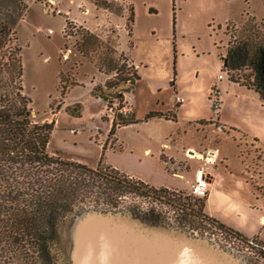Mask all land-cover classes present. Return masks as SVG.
<instances>
[{"label": "rangeland", "instance_id": "1", "mask_svg": "<svg viewBox=\"0 0 264 264\" xmlns=\"http://www.w3.org/2000/svg\"><path fill=\"white\" fill-rule=\"evenodd\" d=\"M93 1L96 3L99 0ZM106 2L111 4L112 10L123 9L128 15L129 8L131 6L134 8L133 4L126 1ZM135 2L140 20L133 39L136 43L134 57L137 65L135 71L140 79L134 85L130 80H123L122 78L131 76L132 71L129 69L124 71L120 78L106 73L101 76L102 79H98V74L92 73L94 76H91L90 80L94 82L92 84L94 90L91 91L90 85L75 87L65 103L61 101L63 98L59 97L61 86L58 77L60 64L66 61L65 50L60 53L63 47L62 31L65 26L62 15L46 14L39 4V7L32 8V13L26 18L27 9L24 8V1L0 0V21L4 24L8 19H17L14 24L9 23L13 30L5 36L12 39L18 36L23 48L25 66L23 94L32 99L30 106L33 109V117L38 121L55 123L56 129L52 134L49 151L54 153L56 150H62L65 156H71L92 166L103 157V162L107 164H112L145 181L157 183L165 179H177L165 170L164 161L157 153L156 148L163 141L161 135L173 131L175 141L172 138L169 141L172 146L180 143L189 144L205 136L211 137L212 144L216 147L220 145L229 160L223 164L219 162L213 167L218 176L213 182L215 193L208 211L211 215L225 217L229 221L252 224L255 215L264 213V198L258 194L249 175L246 176L245 168L251 162L250 167L253 166L251 175L257 182L262 177L260 173L263 170L261 162L256 159L258 153L253 146V139L259 140L258 147L264 151V102L255 91L230 80L227 72L222 71L221 58L230 38L227 32L231 29L224 23L233 20L235 22H230V26L238 22L240 23L237 25L244 26L254 21L260 24V27H264V0H135ZM151 5L157 9L156 13L149 11ZM252 15H255V18ZM249 16L252 19L248 18ZM219 24H222L221 28ZM72 30L74 31H70L72 34L67 37V42L69 48L73 46L77 49L75 43L81 36L75 35V28ZM116 32L114 26H106L95 31L103 38L113 39L117 43ZM19 42L13 40L12 45ZM218 45H221L220 48ZM105 51L106 46L101 49L102 53ZM125 57L129 59L126 55ZM123 62L131 67L130 60H120V65ZM70 64L75 66L72 62ZM73 71V68L64 71L68 83L75 81L74 79L78 81L79 77H76ZM221 73L223 75L219 77ZM115 74L113 72V75ZM233 74L235 77H244L248 73L241 70ZM82 77V80L79 79L83 83H90L88 76ZM106 82L110 83L109 86ZM120 95L129 97V105L134 108V115L133 112L122 116L118 113L115 132L110 134L112 121L106 107ZM179 98H184L185 101L178 104ZM49 102L51 107H48ZM153 113L170 118L176 116L178 122L167 125L165 122L154 121L155 119H143L149 118ZM201 117L211 119L215 126L213 124L205 126L204 124L209 123L208 120L192 122ZM133 119H136L138 124L131 125L129 122ZM216 120L219 121L215 122ZM219 122L224 124L222 129L215 128ZM152 130L159 135L157 133L152 135ZM147 147L154 148L151 155L144 152ZM188 148L184 150L186 157L181 161L163 155L168 162L167 165L189 168L190 164H193L195 173L200 168L205 169L207 164L203 160L188 156ZM252 158L255 164L251 161ZM261 183L263 180L258 183L259 187L263 188L264 184ZM170 189L175 193L172 197L180 199L182 207L183 203L187 208L190 207L188 211L181 209V206L166 203L165 196L164 200L158 201L150 196L136 197L131 194L121 198L122 205L119 211L126 207H138L147 211V216L148 214L153 216L151 212H156L161 218L154 217L151 220H160L164 226L166 222L186 234L207 238L216 246L243 259L247 264H264L261 240L258 238V242H252L250 238L249 241L240 240L219 226L211 224L204 218V215H208L206 199L194 197L189 187ZM201 206H203L201 217L195 216L194 211H198ZM92 208L79 206L76 210L86 215L94 213ZM191 208L193 211H190ZM73 221L74 217L70 216L61 225L66 247L65 264H71L67 231ZM260 228L264 234V225Z\"/></svg>", "mask_w": 264, "mask_h": 264}, {"label": "trees", "instance_id": "2", "mask_svg": "<svg viewBox=\"0 0 264 264\" xmlns=\"http://www.w3.org/2000/svg\"><path fill=\"white\" fill-rule=\"evenodd\" d=\"M99 1L97 5L117 14L126 12L123 9L112 10L106 0ZM128 12L127 29L131 36L135 15L133 6ZM16 21L14 18L4 24L0 21V264H65L66 247L61 225L79 206L121 208V198L131 194L136 197L150 196L158 201L164 200L165 196L166 203L182 207L180 199L172 197L175 193L170 188H158L103 162V157L92 166L65 156L62 150L54 153L49 151L55 123L34 119L30 106L32 99L23 94L25 66L19 37L12 39L5 36L13 30L9 23L14 24ZM218 26L222 27L221 24ZM226 26L231 29L227 32L230 38L225 45L226 60L221 58L224 61L222 71L227 72L231 81L255 91L264 102V27L254 21L244 26L236 23L230 26L229 22ZM72 28L82 35L81 39L76 40V46L85 55H89L96 47L102 49L106 46V51L101 53L97 61L100 69L108 75L120 78L129 69L132 71L131 76L123 80H130L134 85L140 79L134 63H130L131 67L126 62L120 65V60L129 59L124 52L118 51L113 39H104L98 33L79 27L73 20L65 24L66 37L70 31H74ZM13 40L19 44L12 45ZM241 70L248 74L235 77L233 73ZM113 72L116 74L113 75ZM58 77L60 94L66 96L76 81L68 84L69 80L61 70ZM109 84L106 82L107 86ZM115 125L112 124L110 134L115 132ZM253 142L258 153L256 159L261 162L262 177L257 182L251 175V162L245 168L248 172L246 176L249 175L258 194L264 198V187L258 185L262 180L261 185L264 184V151L258 147L257 138ZM251 161L255 164L253 158ZM185 207L183 203L181 209L188 211L190 208ZM202 207L194 211L195 216L201 217ZM204 218L235 238L258 242L257 237L249 239L209 214L204 215ZM260 244L264 257V242Z\"/></svg>", "mask_w": 264, "mask_h": 264}, {"label": "water", "instance_id": "3", "mask_svg": "<svg viewBox=\"0 0 264 264\" xmlns=\"http://www.w3.org/2000/svg\"><path fill=\"white\" fill-rule=\"evenodd\" d=\"M92 210L71 215V264H247L207 238L151 220L161 218L156 212L147 216L138 207Z\"/></svg>", "mask_w": 264, "mask_h": 264}, {"label": "crops", "instance_id": "4", "mask_svg": "<svg viewBox=\"0 0 264 264\" xmlns=\"http://www.w3.org/2000/svg\"><path fill=\"white\" fill-rule=\"evenodd\" d=\"M127 2L133 4L134 8H135L133 32H132L131 36H130L128 29H127V21H128L127 12H125L122 15L117 14L111 10H108L105 7L98 6L92 0H64L62 6H63V9L65 11H69V17L71 19H74L76 22H78L77 24L82 25L83 27L89 29L92 32H95L97 30H101L103 27H106V26H114L117 30V32H116V37H117L116 46H117L118 51L124 52V54L129 58L130 62H132V63H134V65H136L135 57H134V50H135L136 43L134 42L133 39H134L135 32L137 31L136 30L137 23L140 20V13L138 12V7H137L135 0H127ZM35 6L39 7L40 5L37 2H32L30 4V6L27 8L26 18L32 13V8ZM81 6H85L87 10L86 9H85L86 11L83 10V8H81ZM149 11L151 13H153V12L156 13L157 9L151 5L149 8ZM75 13H77V14H75ZM59 16H61V15H59ZM62 17H63L62 21H63V25H64L65 21H66V16L62 15ZM229 22H235V21L229 20ZM229 22L226 21L224 23V25H227V23H229ZM239 23L240 22H238L237 24H239ZM63 43H64V38H63ZM76 50L77 49L73 48L72 52L73 53L75 52V54L73 56L70 55L72 58L71 62H73V64L75 65V71L78 68L77 65H80V61H82L84 59L82 54ZM76 62H77V64H76ZM86 62L87 61L85 60L84 63L86 64ZM140 69L141 68L139 66L138 70H140ZM93 72L98 74V79H102L101 76L106 74L105 72H98V69L93 70ZM92 84H94V82H90L89 84L84 83L83 85L74 86L68 92V94L64 100L65 103H67L68 96L70 95V93L73 91V89L75 87L90 85L89 87H91V89H92L91 91H93L94 85H92ZM96 98H97V96H96ZM183 101H185L184 98L182 100H181V98H179L178 104H182ZM75 103H78V102H75ZM132 112L134 115V108L133 107H132ZM150 117L149 118H143V119L144 120L155 119L154 121L158 120V122H165V124L167 123V125L178 122L176 120L177 118L175 119L176 116L174 118H170L167 116L163 117L162 114L153 113ZM201 119L202 120H208L206 118L201 117V118H198V119L196 118V119L192 120V122L198 123V121ZM159 120H162V121H159ZM208 121H209L208 124H204V123L203 124L205 126H208V127L212 124L215 126V123H211V121H212L211 119H209ZM218 121L219 120H216L215 122H218ZM135 123H136V119H133V122H131L130 124L134 125ZM136 124H138V123H136ZM158 124H162V123H158ZM223 125H224L223 123L219 122V124L215 128H221L222 129ZM151 133H152V135H155L157 132L155 130H152ZM161 136L163 137V141H162L161 145L157 146V148H156L157 153H159L160 158L162 159V161H164L165 170H167L169 174L175 176L177 179H174V178L169 179V180L165 179L164 181H161V182H157V183L150 182V183L155 185L156 187L165 186L168 188L186 189L189 187L190 180H192L194 178L195 170H194L193 164H190L189 168H182L180 165L177 168L172 167V166H168L167 165L168 162L166 161V159L163 158V155H168V156L174 157L176 160L181 161V160H184L186 157L184 154V150L187 147H189L187 150H194V151L197 150L198 152L199 151L200 152H202V151L206 152L209 150L218 151V158H217L216 162L208 164V167H207V171L210 173L209 193L206 196V211H207V213L210 215V217L217 219L220 223L226 225L227 227H230L236 231H239L244 236H246L248 238L257 237L259 240L264 242V234L262 233V230L260 228L262 225H264V213H262L261 215H257V216L255 215L253 218V223L250 224V223H244V222H240V221H238V222L233 221V220L229 221L225 217H218L215 215H211V213L208 211V206L210 205L213 194L215 193V186H214L213 182H215V180L218 176V172L214 171L213 167H216L219 162L221 164H223V163L228 162V160H229L228 157L226 156V154L222 152L221 146L218 145L216 147V145H213L211 142L212 138L208 137V136L207 137L205 136V138H202V139H197L195 142H191L189 144L180 143L179 145L172 146V144L169 141L171 138L173 141H175L173 139V137L175 136L173 131H167V132H165L164 135H161ZM153 149L154 148H152V147H147V148H145L144 152L148 155H151L153 153L152 152Z\"/></svg>", "mask_w": 264, "mask_h": 264}, {"label": "built area", "instance_id": "5", "mask_svg": "<svg viewBox=\"0 0 264 264\" xmlns=\"http://www.w3.org/2000/svg\"><path fill=\"white\" fill-rule=\"evenodd\" d=\"M22 1L25 2L23 3L25 9H27L32 2H37L38 4L42 6V9L46 14L65 15L66 16L65 24L68 20L75 21L74 19H71L69 17V11H65L63 9L62 5H63L64 0H22ZM113 1H126L127 2V0H113ZM81 8H83V10L86 9L85 6H81ZM68 53L69 52H67V54ZM65 57H67V55ZM219 77H222V75H220ZM129 104H130L129 100L126 97V95L124 96L120 95L118 97H115L112 101H110L107 104L106 110L108 112L109 117L111 118L112 124L115 123L116 116L118 113H119V116H122L123 114H128L129 112H132V107ZM187 154L189 157L198 158L200 160H203L207 164L205 169L204 167L200 168L198 172L195 173L193 180H191L189 183V189L191 190L192 195L197 196V197H205L209 193V181H210V173L207 171V167H208V164L216 162L218 158V151L209 150L206 152H203V151L197 152L194 150L192 151L187 150Z\"/></svg>", "mask_w": 264, "mask_h": 264}, {"label": "flooded vegetation", "instance_id": "6", "mask_svg": "<svg viewBox=\"0 0 264 264\" xmlns=\"http://www.w3.org/2000/svg\"><path fill=\"white\" fill-rule=\"evenodd\" d=\"M246 14H248L247 12H246ZM244 15V14H243ZM253 16V18H255V15H252ZM248 18H250V19H252L251 18V16H249ZM64 29H65V26H64V28H63V31H62V33H63V38H64V43H63V47L61 48V50H60V53L61 52H63L64 50H65V56L67 55V57H65V59H66V61H64L63 63H61L60 64V68H59V70H63V72L64 71H69L70 69H74V75H76V77H79V78H81V80H82V76L84 75V76H88V80H90V77L91 76H94V74L92 75V73H94L93 72V70H95V69H98V72H105V73H107L106 71H104V70H102V69H100V67H99V64H98V61H97V59L99 58V56L101 55V48H98V47H96L94 50H92L91 52H89V55H85L84 53H82L78 48H77V46H76V43H75V46H76V48H77V51H79L81 54H82V56L84 57V59L82 60V61H80V65H77V69H76V71H75V66H72L70 63H71V56H73L74 54H75V52L73 53L72 52V50H73V46L71 47V48H69V45H68V42H67V37L70 35V33H69V35L66 37V35H65V32H64ZM72 34V33H71ZM75 35H78V36H82L81 34H79V33H75ZM80 39H81V37H80ZM65 42L67 43V46H65ZM220 46L221 45H218V47L220 48ZM67 52H69L68 54H67ZM95 53V54H94ZM92 54H94L95 56H93L92 57ZM60 55V54H59ZM71 55V56H70ZM222 57H223V59H225L226 60V51H225V53H223L222 54ZM87 61L86 62V64L84 63V61ZM60 61V60H59ZM224 62V61H223ZM73 63V62H72ZM87 65H90V66H87ZM70 66H71V68H70ZM88 67V68H87ZM70 68V69H69ZM69 69V70H68ZM67 78V77H66ZM78 78V81L76 80V79H74V77H73V79L76 81V83L73 85V86H71L70 88H69V90H68V92L74 87V86H77V85H83L84 83H83V81H81L80 79ZM90 82H92V80H90ZM69 84V83H68ZM68 92L66 93V96H67V94H68ZM61 96V94H59V97ZM66 96H61L62 98H63V100H61V101H64L65 100V98H66ZM51 102V101H50ZM49 102V106L48 107H51V103Z\"/></svg>", "mask_w": 264, "mask_h": 264}]
</instances>
